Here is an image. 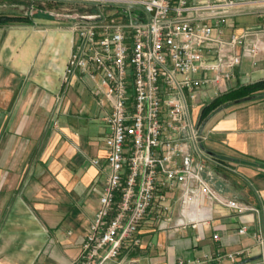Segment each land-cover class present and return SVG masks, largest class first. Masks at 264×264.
<instances>
[{
  "label": "crops",
  "instance_id": "1",
  "mask_svg": "<svg viewBox=\"0 0 264 264\" xmlns=\"http://www.w3.org/2000/svg\"><path fill=\"white\" fill-rule=\"evenodd\" d=\"M24 1L0 0V19L28 17L0 20V264H73L107 181L105 117L112 107L98 104L88 76L68 88L63 84L74 15L45 8L34 13L33 4L26 12L15 11ZM261 12L264 6L236 16L229 31L262 30ZM244 53L235 76L223 82L220 95L206 92L205 105L194 118L209 133L204 147L213 161L205 176L218 192L255 210L238 214L207 203V221L174 226L156 208L140 226V243H126L122 256L139 258L140 264L240 249L251 254L238 256L239 262L258 256L252 232L264 234V96L222 106L202 118L204 107L217 97L264 80V52L256 57L247 49ZM97 158L100 163L94 164ZM179 193H171L173 200ZM180 216L174 202L173 218ZM244 225L248 234L238 232Z\"/></svg>",
  "mask_w": 264,
  "mask_h": 264
},
{
  "label": "built area",
  "instance_id": "2",
  "mask_svg": "<svg viewBox=\"0 0 264 264\" xmlns=\"http://www.w3.org/2000/svg\"><path fill=\"white\" fill-rule=\"evenodd\" d=\"M64 1L83 11L70 23L73 44L63 84L88 76L98 104L112 107L105 117L107 181L73 264H140L122 256V248L140 243V226L156 208L174 226L207 221V203L238 214L255 210L218 192L205 176L213 161L204 147L209 133L194 110L205 105L206 92L221 94L245 49L252 57L264 52V27L229 31L236 16L263 7L264 0ZM175 190L180 193L173 200ZM174 202L181 209L175 220ZM238 232L248 234L249 227ZM252 237L258 256L246 262L238 256L250 249L168 264H264V234L253 231Z\"/></svg>",
  "mask_w": 264,
  "mask_h": 264
},
{
  "label": "trees",
  "instance_id": "3",
  "mask_svg": "<svg viewBox=\"0 0 264 264\" xmlns=\"http://www.w3.org/2000/svg\"><path fill=\"white\" fill-rule=\"evenodd\" d=\"M80 11H83V9H81ZM2 17L3 18H1L0 20H3L5 22L28 20V17L23 16V15H14V16L6 15ZM255 94H264V80L248 85V86H243L239 88L238 90H234L225 95H221L217 97L211 104L204 107L203 112H202V118L204 119L208 117L212 112L222 107L227 102L234 101L236 99L243 98V97L250 96V95H255Z\"/></svg>",
  "mask_w": 264,
  "mask_h": 264
},
{
  "label": "rangeland",
  "instance_id": "4",
  "mask_svg": "<svg viewBox=\"0 0 264 264\" xmlns=\"http://www.w3.org/2000/svg\"><path fill=\"white\" fill-rule=\"evenodd\" d=\"M23 6L21 3L18 4V8L15 9L17 12H26L29 8V5H34L33 12L34 13H42V8L47 9L50 12L57 13V12H64L65 15H75L77 12L81 10V6L69 2H65L64 0H26L23 2ZM22 8V9H21ZM39 8V9H38ZM93 10V9H92ZM91 10V11H92ZM30 11V10H29ZM201 107L196 108L194 110V116L195 118H199Z\"/></svg>",
  "mask_w": 264,
  "mask_h": 264
},
{
  "label": "water",
  "instance_id": "5",
  "mask_svg": "<svg viewBox=\"0 0 264 264\" xmlns=\"http://www.w3.org/2000/svg\"><path fill=\"white\" fill-rule=\"evenodd\" d=\"M263 96H264V94H255V95L246 96L243 98L236 99L234 101L227 102L226 104L223 105V107H227V106H230L232 104L240 103V102L247 101V100L257 99V98H260Z\"/></svg>",
  "mask_w": 264,
  "mask_h": 264
}]
</instances>
